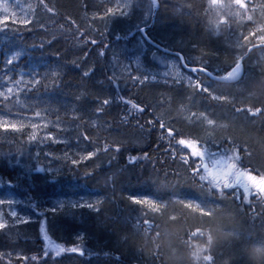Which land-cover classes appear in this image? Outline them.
<instances>
[{
    "label": "trees",
    "instance_id": "16d2710c",
    "mask_svg": "<svg viewBox=\"0 0 264 264\" xmlns=\"http://www.w3.org/2000/svg\"><path fill=\"white\" fill-rule=\"evenodd\" d=\"M32 1L29 23L0 26V63L15 54L4 72L33 73L21 90L0 97V112H39L63 125L48 127L55 141L40 134L30 140L27 127L0 124V212L7 221L0 264H264V198L256 195L264 191V93L213 99L202 90L210 79L201 72H192L194 86L137 70L117 74L151 22L148 37L186 64L222 76L242 57L244 73L251 69L264 83V45L253 36L251 43L236 39L257 24L263 29L256 33L264 32V0H222V9L212 0H157L154 11L150 0ZM154 48L150 60L166 66L168 53ZM180 139L197 141L203 159ZM232 156L239 157L232 171L248 174L245 183L262 182L249 188L247 201L242 188H223L227 177L213 166ZM205 164L219 187L210 176L200 179ZM43 228L59 247L83 254L51 253Z\"/></svg>",
    "mask_w": 264,
    "mask_h": 264
},
{
    "label": "rangeland",
    "instance_id": "374dc122",
    "mask_svg": "<svg viewBox=\"0 0 264 264\" xmlns=\"http://www.w3.org/2000/svg\"><path fill=\"white\" fill-rule=\"evenodd\" d=\"M118 4L120 8L124 7L123 1L122 2L119 1ZM33 5L34 3L32 0H0V26L7 19H11L13 21H20L21 19L28 20L29 17L32 15ZM5 6H7V11H5ZM260 29H263V26L261 24H257L253 28H249L248 30H240L236 35L237 42L240 43L243 37L249 35L250 33L256 34L253 36L254 39L256 40L259 35L264 34V32L256 33V31H259ZM139 39L141 41L140 49L126 58L123 67L120 69V71L117 72V74L119 75L129 74L132 71L137 70L147 74H154L161 77L179 80L188 86L195 85L196 80L194 75L192 74V72L186 71L185 69L182 68L178 57L173 56L171 54H164L167 55V61H168L167 65L164 67L158 66L155 63H153L152 60H150L152 59L153 56L152 54L155 48L150 44H148L142 36H140ZM259 55L264 58V50H261L259 52ZM12 57H15V54L13 52L9 53L5 57L3 64L0 63V93H2L0 97L3 98L9 97L14 91L21 90L22 87L25 86L26 82L33 74L31 70L28 72H19L17 77L13 78V76L8 74V72L5 73L3 69L5 68V65ZM18 80L21 81V83L17 84L16 81ZM201 84H202V88L207 89L206 94L211 98L213 96H219V97H226V99L229 100H233L236 99L237 97L240 98L258 97V96H262L264 93L263 80L260 77H258V75H256L255 72H253L251 69L247 70L244 73L243 77L238 82L233 84H225L214 80H209V81L202 80ZM9 88L13 89L11 93L7 91ZM0 124L12 130H15L12 127L13 125H15V128L19 130H21L23 127H27L28 132H31L32 134L35 132L36 136H38V134H40L42 137L49 136L55 141H59V138L56 137L53 132H48L47 129L48 127L51 126H54L57 129H61V126L63 125V123L60 121L48 120L45 118L41 119L31 115H21V114H13V113L4 114L1 112H0ZM33 124L37 125L38 127L34 129L31 126ZM45 124L47 125V127L43 126ZM234 125H240V124L233 122L232 128L235 127ZM242 126L243 127H241V129L244 132L248 133L247 124L244 122ZM249 136L253 137L254 135L252 136L250 134ZM44 168L45 167L43 165L35 166L36 171H42ZM232 172L234 173V171ZM226 177L228 182H231L232 178H235L234 175H228ZM261 183L262 182L259 179H253L251 182L246 181V184L249 186V188L252 187L259 188L262 185ZM150 205L151 206L154 205L157 208V205H155L153 202H151ZM12 211L14 210H10V212ZM40 233H41V241L43 242V246L47 247L51 251V253H56V251L58 250V246L60 244L50 239V237L47 234H44V228L43 231L40 230ZM45 236L48 237L47 240H45Z\"/></svg>",
    "mask_w": 264,
    "mask_h": 264
},
{
    "label": "snow or ice",
    "instance_id": "6c2138e0",
    "mask_svg": "<svg viewBox=\"0 0 264 264\" xmlns=\"http://www.w3.org/2000/svg\"><path fill=\"white\" fill-rule=\"evenodd\" d=\"M153 2L155 3L156 0H153ZM41 3H43V0H41ZM46 8H47V5H44ZM239 6V4L237 5ZM211 7H215L217 9H222L225 7V5L222 3V0H212L211 2ZM5 11H7V6H5ZM48 11H52V9H48ZM108 13L109 14H113V9H109L108 10ZM121 14H125L122 10H121ZM15 15V14H13ZM20 23H29L30 21L27 20V19H21L19 21ZM256 35L255 33H250L249 35L247 36H244L243 39L246 43H251V37ZM257 39L259 40L260 44L261 45H264V34L262 35H259L257 37ZM92 43H95V41L93 40ZM253 47H256L255 44L252 45ZM249 51H251V48H249ZM243 58H241L240 60H238L234 67H232L231 71H229L228 73H231V72H234V71H237L239 70L241 67H242V64H241V60ZM15 60V57H12L8 63L11 64L13 63ZM196 69H193V71H195ZM203 70V69H202ZM227 73V74H228ZM89 73L88 72H85L84 75L87 76ZM17 84L21 83V81H16ZM35 83H39V81H35ZM196 87H200L199 84L196 85ZM203 91H207L206 88H203L202 89ZM9 93H11L13 91L12 88H9L7 90ZM0 95H2V93H0ZM213 99H226V97H219V96H213L212 97ZM5 99H7V97H5ZM103 103L105 105H107L109 103L108 100H105L103 101ZM132 108L136 109L138 108V106L136 104H132ZM102 111V109H100ZM139 111H143L142 108H139L138 109ZM237 111H240V109H237ZM248 112H251L253 115H256L257 113H260L262 111V109L260 108H257L255 110L251 109V108H248L247 109ZM203 115V114H201ZM36 116L39 117L40 116V113L37 112L36 113ZM205 119L207 120V124L208 125H212L213 124V121L211 119H207V117H205ZM34 129L37 128L38 126L33 124L31 125ZM44 127H47V125H43ZM13 129L15 130H19V129H16L15 128V125L12 126ZM161 128H165V125L164 124H161L160 125ZM7 130V129H6ZM167 135L169 137H173V131L171 128H168L167 130ZM30 140H36L37 139V136L35 134V132L29 137ZM49 139H51V137H49ZM197 141H189V140H184V139H180L177 141V144L178 145H182V146H185V147H188V148H191L192 149V155L194 156H197V157H200L201 159H203V157L205 156V152L204 151H201V150H198V147H197ZM239 157L237 156H232V157H228L227 159H217V160H213V166L218 170L217 172V175H223V176H228V175H234L235 179L234 181L232 182H228L227 180H225L223 182V188H232L234 186H238L240 188L243 189V196H244V200L247 201L248 200V196L250 194V189H249V186L245 183V180L244 178L248 175L247 173L245 172H240V171H236L235 173L232 172V169L235 168V164H231L230 161L232 160H238ZM135 162V158H132L130 160V163H134ZM203 168H204V171L207 173V176L205 175H201L200 176V179L201 180H205L207 179L209 176L211 177V180L209 181V183L213 184V186L215 187H219L220 185L216 183L217 181V175H213L212 171L208 168V165H203ZM226 170V171H224ZM250 178V177H249ZM223 194V193H221ZM256 195L258 196H261L262 198H264V191H259L258 193H256ZM134 203H137V204H150L151 202L150 201H147V200H134L133 201ZM5 203L4 200H0V205H3ZM9 203H11L9 201ZM83 206H87V207H91L93 208L94 205L92 204H88V205H83ZM153 210L155 211L156 210V207L153 205ZM186 207H192V205H186ZM10 215L12 217H17V213L15 211H12L10 213ZM4 214L2 212H0V230L4 229L6 226H7V221L3 218ZM43 231V229H42ZM48 237L45 236V240H47ZM65 251L67 252H70V253H79V254H83L81 249H79L78 247H70V248H67L65 249L64 247H59L58 246V250L56 251V255L59 256L61 253H64ZM23 259H28L27 257H24ZM31 260L35 261L37 260V257L36 256H32L30 258ZM208 260H211V257H208L207 258Z\"/></svg>",
    "mask_w": 264,
    "mask_h": 264
},
{
    "label": "water",
    "instance_id": "95a60500",
    "mask_svg": "<svg viewBox=\"0 0 264 264\" xmlns=\"http://www.w3.org/2000/svg\"><path fill=\"white\" fill-rule=\"evenodd\" d=\"M151 2H152L153 9H155L157 7V0H156L155 3L153 2V0H151ZM140 33H141V35L143 34V28L140 29ZM176 56H177V54H176ZM241 58L242 57H240L238 60H240ZM241 64H242V62H241ZM234 65L231 66V68L227 71V73L229 71H231V69H232V67H234ZM182 66L185 69H190V70L196 69V70L200 71L201 73L205 74L211 80L219 81V82H222V83H235V82H238L240 80V78L243 76V73H244L243 66L237 71H234V72H231V73H228V74L226 73V74H224L222 76L213 75L212 73H210L204 67H190L189 68V67L185 66L184 64H182Z\"/></svg>",
    "mask_w": 264,
    "mask_h": 264
},
{
    "label": "bare ground",
    "instance_id": "6f19581e",
    "mask_svg": "<svg viewBox=\"0 0 264 264\" xmlns=\"http://www.w3.org/2000/svg\"><path fill=\"white\" fill-rule=\"evenodd\" d=\"M151 1V0H150ZM152 3V2H151ZM153 7V6H152ZM157 8V7H156ZM155 8V9H156ZM155 9H153V11L155 10ZM151 23V22H150ZM148 24V25H146V26H144V27H142L143 28V34L141 35L143 38H144V40H146L150 45H152L153 47H156V48H158V49H160L161 51H163V52H166V53H168V54H177V57H178V59H179V62H180V64H181V66H182V64H184L185 66H187V67H204L205 68V66H201V65H188V64H186L185 63V61L183 60V57H182V55L180 54V53H178V52H175V51H171V50H169V49H167V48H165V47H163V46H161V45H159V44H157L156 42H154L153 40H151L149 37H148V35L145 33V31H146V29L147 28H149L150 27V25L151 24ZM141 34V33H140ZM182 68L183 69H185L183 66H182ZM186 71H189V72H200V71H198V70H195V71H193V70H190V69H185ZM219 82V81H218ZM222 83V82H221ZM225 84H233V83H225ZM201 203V202H200Z\"/></svg>",
    "mask_w": 264,
    "mask_h": 264
},
{
    "label": "clouds",
    "instance_id": "9594fccd",
    "mask_svg": "<svg viewBox=\"0 0 264 264\" xmlns=\"http://www.w3.org/2000/svg\"><path fill=\"white\" fill-rule=\"evenodd\" d=\"M250 258L255 260V257L251 255V252H250Z\"/></svg>",
    "mask_w": 264,
    "mask_h": 264
}]
</instances>
